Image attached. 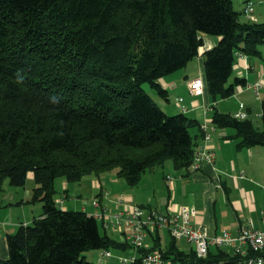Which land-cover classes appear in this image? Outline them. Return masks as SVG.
Returning a JSON list of instances; mask_svg holds the SVG:
<instances>
[{
  "label": "trees",
  "instance_id": "trees-1",
  "mask_svg": "<svg viewBox=\"0 0 264 264\" xmlns=\"http://www.w3.org/2000/svg\"><path fill=\"white\" fill-rule=\"evenodd\" d=\"M239 15L233 0H0V184L8 178L25 187L32 172L30 201L42 202L40 217L8 234L0 264H103L84 253L131 252L130 242L92 213L64 209L56 180L117 169L137 186L147 169L167 160L189 167L198 120L166 113L142 84L167 97L159 79L199 55L203 34L215 35L219 42L204 52L205 85L215 102L233 96L247 86L239 76L229 83L236 54L263 57L264 45V22ZM215 106L213 123L234 128L238 147L264 145V99L262 128ZM164 237L149 230L132 264L154 249L181 264H242L264 254L210 246L198 256L169 234L163 244Z\"/></svg>",
  "mask_w": 264,
  "mask_h": 264
},
{
  "label": "crops",
  "instance_id": "crops-1",
  "mask_svg": "<svg viewBox=\"0 0 264 264\" xmlns=\"http://www.w3.org/2000/svg\"><path fill=\"white\" fill-rule=\"evenodd\" d=\"M242 3L244 6L245 0H242ZM202 36L204 45L199 48V55L195 58V63L190 61L191 63L189 62L185 67L181 79L183 82L177 85L175 78H172V76L170 78V76H168L166 86L164 87L167 89L184 87L182 88L183 90H181L182 95L179 96V98L183 97L184 103L182 102V105L188 108L185 113L197 119L199 122L198 125L191 127V129H195L194 132H191L194 138V158L206 147L209 151L214 153V163L203 160L200 162L199 167H195L193 163L194 159L192 162L193 164L187 168L175 169L173 166L174 172H161L160 178L164 186H166V193L164 192L161 195L160 203L157 205H153L151 202L144 203V201L134 203V201L131 200V195L127 196V199L131 204H149L161 210L166 208L168 203L174 206L193 205L197 209V215L195 217L196 223L203 226L208 233L218 234L223 230H230L233 234H236L238 230L242 226L248 224L249 221H252L257 228H261L263 224L264 145L256 144L238 147L237 144L240 138H237V132L232 127L224 128L216 126V129L212 132L211 138L206 140L201 124L205 121H209L210 125L214 124L212 121L213 105H216L215 109L230 114H234L239 110H245L248 113V117L253 121V116H257L261 120V101L264 99V97L261 96L262 90L257 94L255 89L248 87V85L254 84L259 80L264 81V64L255 59V57L246 56L245 59L243 57H238L234 65L233 74L235 73L236 76L244 77L247 81V86L237 90L229 99L225 98L217 102L213 101L208 86H205L202 93L190 94V80L196 77H202L204 79L206 76L204 52L215 46L220 40V36ZM245 64L249 65L248 69L244 66ZM262 88H264V84ZM251 91H254L253 93L256 94V96H253ZM241 94L243 95L242 97ZM258 102H260V104H258ZM241 104L244 105L243 109L241 108ZM178 106L180 108V104ZM106 173L107 172L100 176H87L80 182H74L76 184L61 178L58 184H56L58 191L56 200H59L61 197L64 198V209L84 210L92 213L94 211L92 204L93 198L103 190H106L108 196L104 204H108L113 211L122 208L115 202V195L119 194V191L113 190L111 184L109 185L110 187H108L103 181L110 178L112 183H115L118 182L119 179H114ZM33 176V173L29 172L22 198L12 197L10 203H8V205L20 209L16 217L10 219L7 213L2 212L6 211L8 208L2 209V211L0 210V220L6 218L4 223H2L3 221L0 223V259L8 258V234L15 233L21 224H30L34 218L40 217L42 214V202L38 201L32 204L34 208H27V205L23 203L25 199L31 197L33 187H35L34 184L31 185V183H29V179H33ZM83 181L87 183L85 186L86 190L94 191L97 187V191L88 199L79 193L78 190L71 192L74 188L80 187L84 189ZM1 216L3 217L2 219ZM112 232L114 234L110 233L111 235L118 238L121 235L122 238L119 229H114ZM162 234L166 235L167 238V232H162ZM179 241L180 240H177V244L180 249L185 251H190L192 248L194 249V246L187 240L183 243L187 247L181 246ZM101 252L102 250H100L95 262L101 263L104 261L102 262L103 264H110L113 257L102 258ZM123 254V252L117 253L116 257Z\"/></svg>",
  "mask_w": 264,
  "mask_h": 264
},
{
  "label": "built area",
  "instance_id": "built-area-1",
  "mask_svg": "<svg viewBox=\"0 0 264 264\" xmlns=\"http://www.w3.org/2000/svg\"><path fill=\"white\" fill-rule=\"evenodd\" d=\"M255 1L249 0L244 4L243 12L249 19H255ZM238 57L246 58V55L238 52ZM247 69L249 65H244ZM264 84L263 80L253 84V88L258 94ZM205 81L202 77H196L189 82L190 94L202 93L205 88ZM180 109L186 112L188 108L182 105L183 97L178 98ZM236 118L244 119L247 114L239 111L234 114ZM205 121L201 124V128L205 134V139H210V131L214 126ZM214 153L206 147L203 148L194 158V166L199 167L200 162L208 160L214 163ZM192 163V164H193ZM116 203L122 208L118 211L107 212L108 205L103 204L100 196H95L92 200L94 211L92 214L98 218L103 228L107 231L119 229L122 238L131 244V252L129 255L123 254L118 256V259L127 264H132L138 260V248L146 246V239L149 230L158 229L162 232H167L176 240L185 239L194 246L198 256H206L210 246H221L232 250L240 255H247L248 250L264 252V214L262 217V227L257 228L252 221L242 226L236 234L230 230H223L218 234H210L201 225L195 221L197 209L193 205H169L165 210L141 206L139 204H131L124 195L117 197ZM113 252L110 249L102 250L101 257H112ZM242 264H264V254H258L243 258ZM139 264H181L174 262L171 258L166 257L160 249H154L142 255ZM219 264H227L221 262Z\"/></svg>",
  "mask_w": 264,
  "mask_h": 264
},
{
  "label": "rangeland",
  "instance_id": "rangeland-1",
  "mask_svg": "<svg viewBox=\"0 0 264 264\" xmlns=\"http://www.w3.org/2000/svg\"><path fill=\"white\" fill-rule=\"evenodd\" d=\"M233 6H234V8L236 10H238L240 12L239 18H240L241 21L249 20V18L245 15V13L242 10V7L244 8L243 3H242V0H233ZM254 6H255V11H254L255 12V16L256 15L257 16H256L255 19H252V21H257L258 20V21L264 22V0H255ZM203 35L210 36V35H207V34H203ZM212 36H215V35H212ZM261 50L263 52V57H255V59L259 60L261 63L264 64V45L261 46ZM195 58L193 60H191V62H194L195 63V60H196ZM184 70H185V67L182 68V69H179V70H177V71H175V72H173V73H171V74H169L167 76H164V77L160 78L159 79V83L163 87L166 86L168 76H170V78H171V76H172V78H175V80H176L175 82L177 83V85L180 82L182 83L183 80H181V79L183 77L182 75L184 73ZM235 76H236L235 73L231 75L230 80H229V83L233 81V79H234ZM142 87H143V89L148 94H150L153 97V99L156 101V103L166 113H168L170 115H173V114H177V113H180L181 112V110H180V108L178 106L179 105L178 104L179 103L178 102V98H179V96L182 95L181 94L182 93L181 90H183L182 88H184V87H182V88L181 87L180 88H168V89L166 88L168 90V96L167 97H164V96L160 95L158 93V91L155 88H153L149 83L142 84ZM240 88H242V87H240ZM260 90H262L261 91V96L264 97V88H261ZM253 92L251 91V94L253 96H256V94H254ZM242 96L243 95L241 94V97ZM227 99H229V98H227ZM235 100H236V97H235ZM258 104H260V102H258ZM253 119H254L255 125H257L258 127L262 128V122H261L260 118L257 117V116H253ZM194 131H195V129H191V132H194ZM168 171H173V172L175 171L174 168H173V163H172L171 160H167L163 165H158V166H155V167H153L151 169H147V171L143 175V178H142L141 183L139 185H137V186H130V185H128L123 178H121V177H119L117 175V169L110 170L107 173L110 176H112L114 179L118 178L119 179L118 182L112 183V181H111L110 178L109 179H105L103 181H104V184L105 185L107 184L108 187H110L109 185L111 184L113 190H118L119 191V194H116L118 197L120 195H124L127 198V196H130L131 195L132 196V199L131 200H133L134 203L144 201V203L151 202L153 205H157L158 203H160L161 195L166 190V186H164V184L162 183V180L160 178V173L161 172L162 173H166ZM102 174L103 173H101V175ZM60 179H61V177L60 178L58 177V179L56 181V184H58V182H59ZM33 181H34V179H29V183H31V185H33V184L35 185V183ZM72 183L73 184H76L74 182H72ZM86 185H87V183L84 182L83 183L84 189L83 188H80V187L79 188H74V189L71 190V192L72 191H75V190L76 191L78 190L79 193H81L85 198L88 199L90 196H92L94 194L95 191H97V187H96V189L94 191H90V190H86L85 189V186ZM23 192H24V187H19V186L12 185L10 183V181H9L8 178H6L3 181V183L0 184V210L2 211V209L8 208L6 211H2V212L3 213L4 212L7 213L8 217L10 219L15 218L16 215L20 212V209L19 208H16V207H12V206L8 205V203H10V201H11L10 199L12 197H21L22 198ZM106 193H107L106 190H103L100 194L97 195V196H100L101 199L103 198V200H102L103 201V204L106 203L104 201L107 200L108 194H106ZM116 195H115V197H116L115 200H117V196ZM56 196H57V194H56ZM23 203L27 205V208H34L32 206V204H34V202L30 201V198L29 199H25V201ZM139 205H141V204H139ZM169 205L170 204L168 203V205L166 206V208ZM143 206L150 207V208L160 209L158 207L151 206L149 204H147V205L144 204ZM166 208H164L162 210H165ZM107 212H110L111 213L110 207H108ZM2 218L3 217L1 216V219ZM4 221H6V218H4V220H0V223L1 222L4 223ZM108 232L111 233V234H114L112 232V230H110V229L108 230ZM164 236L165 237L163 239V243H165L166 242V239H167L166 238V235H164ZM119 237H121V235ZM179 240H180L179 241V244L181 246L187 247V246H185L183 244L184 241H185V239H179ZM99 252H100V250H98V249L89 250V251H86L84 253V256L89 261H96ZM112 252H113L114 256H112L113 258L111 259L112 261L110 262V264L111 263L112 264H127V263L121 262L118 259V257H116V254L117 253H121L120 251L113 250ZM124 254L129 255L128 253H124ZM106 258H108V257H106Z\"/></svg>",
  "mask_w": 264,
  "mask_h": 264
},
{
  "label": "bare ground",
  "instance_id": "bare-ground-1",
  "mask_svg": "<svg viewBox=\"0 0 264 264\" xmlns=\"http://www.w3.org/2000/svg\"><path fill=\"white\" fill-rule=\"evenodd\" d=\"M255 83H256V82H255ZM255 83H254V84H255ZM248 87H252V88H253V84L248 85ZM259 91H260V90H259ZM258 93H259V92H258ZM241 108L243 109V108H244V105L241 104ZM239 111L245 112V113L247 114L246 118H248V113H247L245 110H239ZM239 111H237V112H239ZM237 112H235V113H237ZM235 113H234V114H235ZM234 114H233V116H234ZM234 117H235V116H234ZM246 118H244V119H246ZM238 119H239V118H238ZM212 126H214V129H213V130L209 129L211 135H212V132L216 129V125H215V124H212ZM211 135H210V138H211Z\"/></svg>",
  "mask_w": 264,
  "mask_h": 264
}]
</instances>
